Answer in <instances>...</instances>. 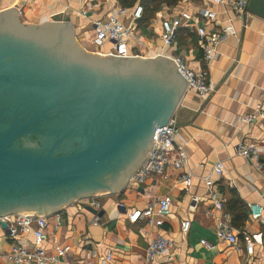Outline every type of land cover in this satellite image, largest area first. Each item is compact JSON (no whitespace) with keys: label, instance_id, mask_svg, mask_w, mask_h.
<instances>
[{"label":"crops","instance_id":"crops-1","mask_svg":"<svg viewBox=\"0 0 264 264\" xmlns=\"http://www.w3.org/2000/svg\"><path fill=\"white\" fill-rule=\"evenodd\" d=\"M117 6L123 7L120 0H0V11L17 8L25 24L71 22L79 44L96 53H106L110 46L99 51L92 44L93 21L107 19ZM138 6L143 7V16L134 20L133 13ZM202 8L215 11L216 19L203 20L200 17ZM126 9L127 14L120 20L134 27L129 45L133 57L179 55L195 68L205 66L198 26L204 25L213 32L234 18L230 6L217 5L212 0L163 3L152 14L138 0ZM84 11L86 17L82 14ZM184 12H190L195 19L189 27L180 30L173 46L164 45L160 37L162 21ZM245 22L246 27L241 20H233L236 35L220 45L219 56L209 64L213 93L206 100H200L196 92L185 89L176 109L177 140L186 148L188 167L182 171L167 168L163 174H152L142 184L129 180L116 194H100L93 201L101 206L92 207L98 213L104 212L101 216L86 210L88 205L81 201L75 202V206L63 207L52 216L45 214L49 223L48 240L44 244L47 252L53 250V240H56L60 246L73 247L66 257L72 264L90 250L95 253L94 264H102L108 252L114 256L109 264H146L149 245L158 235H163L173 239V262L161 257L153 264H264V214L263 220L253 221L248 211L250 204H260L264 208V119L258 112L264 107V18L249 14ZM252 115V122L244 121ZM244 142L258 145L261 168L257 162L238 155L237 146ZM219 162L224 164L221 176L213 170ZM187 170L193 172L189 194L182 184L176 183ZM208 177L225 198L223 212H219L210 200L204 181ZM164 197L170 198L172 204L171 215L163 226L157 227L145 220L136 223L129 220L133 212L143 211L149 203L156 204ZM236 203L248 216L242 227H236L238 249L218 238L216 232L217 218L225 221L227 215L233 224ZM209 211L211 214L206 215ZM58 215L62 225L56 230ZM96 219L98 224H95ZM184 221L191 223L188 233L182 232ZM249 239L255 242L252 252L246 246ZM32 240V234L23 236L29 247ZM202 240L212 247L203 245ZM11 243L0 229V250L8 251ZM0 264L5 262L0 260Z\"/></svg>","mask_w":264,"mask_h":264},{"label":"water","instance_id":"water-1","mask_svg":"<svg viewBox=\"0 0 264 264\" xmlns=\"http://www.w3.org/2000/svg\"><path fill=\"white\" fill-rule=\"evenodd\" d=\"M247 10L264 18V0H250ZM187 82L177 61L104 56L79 44L71 22L25 24L17 8L0 11V217L52 216L118 193ZM32 136L46 146L19 143Z\"/></svg>","mask_w":264,"mask_h":264},{"label":"built area","instance_id":"built-area-1","mask_svg":"<svg viewBox=\"0 0 264 264\" xmlns=\"http://www.w3.org/2000/svg\"><path fill=\"white\" fill-rule=\"evenodd\" d=\"M250 0H212L214 4L222 6H230L234 12V18L228 20L229 24L218 28L213 32H209L203 25H199L197 33L202 48V60L204 67H192L179 55L160 54L162 57L177 61L178 67L187 82V91H194L198 94L200 100H206L214 91L210 83L209 64L213 62L220 54V45L228 40L230 36L236 35V30L232 24L235 18L243 22L246 27V18L249 16L247 10ZM117 5V1H115ZM143 7L138 6L134 13V20L141 19L143 16ZM83 16L87 13L84 11ZM127 14V9L117 6L111 12L107 19H97L93 21L95 34L92 38V44L101 51L104 47L110 46L106 53L98 52L104 56L117 58H131L130 40L134 33L133 25H125L120 20ZM200 17L203 20H215L217 13L211 8H202ZM194 16L190 12H184L181 16L172 19L163 20L161 23L160 37L166 46H173L177 42L180 30L190 26L194 20ZM259 115L264 119V107L258 110ZM254 116L244 118L245 122H252ZM178 122L175 114L169 119L165 126L156 127L154 136L156 137L145 161L132 175L130 182L133 184H142L152 174H163L167 168H173L177 171L185 170L189 165V156L186 148L177 140ZM239 156L244 157L250 162H257L259 168L260 152L257 144L252 142H244L237 146L236 149ZM214 173L221 176L224 171V164L219 162L214 167ZM193 172L185 171L178 177L177 184H182L186 194L190 193L192 186ZM206 189L213 205L219 212H223L225 208V198L221 192L214 187V182L209 177L204 179ZM95 198V197H94ZM196 201V200H195ZM84 205H90L99 208L101 204L93 201V198L84 200ZM172 201L168 197L161 198L158 203H149L143 211H135L129 216V220L136 223L139 220H145L147 223L161 227L171 215ZM120 207H123L120 204ZM250 218L253 221L263 220L264 208L260 204L249 205ZM34 213V212H32ZM211 212H206L210 215ZM155 215L158 216L155 219ZM98 219L95 224H98ZM8 224L7 229H0L5 232L6 236L12 241L8 251L0 250V260L5 264H72L66 260L67 255L72 251L70 245L60 246L56 240H53V250L47 252L44 248L45 242L48 240L49 223L45 215L34 213H17L14 216L0 217V223ZM62 225V219L58 215L55 229H59ZM190 221L182 223V232L188 233L190 229ZM216 232L218 238L229 241L235 248H239L238 230L235 229L226 215L223 221L217 218ZM32 234L33 240L29 245L23 241V236ZM202 244L208 247L210 244L206 240H202ZM173 239L158 235L149 245L145 261L146 264H153L161 257H166L167 262H173ZM255 242L251 239L246 241L247 250L252 252ZM95 253L88 251L84 258L73 264H94ZM112 252H108L103 259L102 264H109L113 260Z\"/></svg>","mask_w":264,"mask_h":264},{"label":"trees","instance_id":"trees-1","mask_svg":"<svg viewBox=\"0 0 264 264\" xmlns=\"http://www.w3.org/2000/svg\"><path fill=\"white\" fill-rule=\"evenodd\" d=\"M137 1L138 0H120V4L125 8H130ZM141 1L145 4L147 10H149L150 13L152 14L153 12L157 11V9L161 7L163 3L174 4L177 3L179 0H141ZM235 206H237V203L235 204ZM234 209L235 210H233V214H234L233 225L235 228L236 227L240 228L243 226V221L246 220L248 216L245 209L242 208L241 206H237Z\"/></svg>","mask_w":264,"mask_h":264},{"label":"flooded vegetation","instance_id":"flooded-vegetation-1","mask_svg":"<svg viewBox=\"0 0 264 264\" xmlns=\"http://www.w3.org/2000/svg\"><path fill=\"white\" fill-rule=\"evenodd\" d=\"M24 140H25V141H28V142H30V143H32V144L37 143L38 145H36V146H32V145H30V144H29V145H28V144H25ZM24 140H20L19 143H20L23 147H25V148L34 149V150H39V149H43V148L46 146V144H45V140H43V138H41V137H39V136H32V137H29V138H25ZM75 146H77V145L74 144V145L72 146V148H75Z\"/></svg>","mask_w":264,"mask_h":264},{"label":"rangeland","instance_id":"rangeland-1","mask_svg":"<svg viewBox=\"0 0 264 264\" xmlns=\"http://www.w3.org/2000/svg\"><path fill=\"white\" fill-rule=\"evenodd\" d=\"M96 53V52H95ZM98 196H100V194L99 195H95V198H97ZM79 202V201H78ZM82 202V201H81ZM35 213V212H34ZM40 215H45V213H41Z\"/></svg>","mask_w":264,"mask_h":264}]
</instances>
